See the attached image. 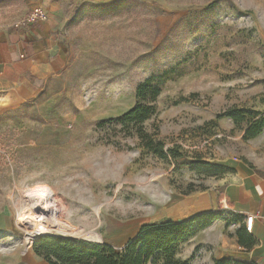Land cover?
<instances>
[{
	"label": "rangeland",
	"instance_id": "obj_1",
	"mask_svg": "<svg viewBox=\"0 0 264 264\" xmlns=\"http://www.w3.org/2000/svg\"><path fill=\"white\" fill-rule=\"evenodd\" d=\"M35 7L65 33L69 69L33 102L0 103V264H45L18 224L36 188L53 192L56 237L120 250L231 167L264 171V130L244 139L264 115V0H0V34ZM171 70L155 116L102 125Z\"/></svg>",
	"mask_w": 264,
	"mask_h": 264
},
{
	"label": "crops",
	"instance_id": "obj_2",
	"mask_svg": "<svg viewBox=\"0 0 264 264\" xmlns=\"http://www.w3.org/2000/svg\"><path fill=\"white\" fill-rule=\"evenodd\" d=\"M57 26L50 16L40 28L0 34L1 104L33 102L66 74L69 48L65 33ZM231 168L232 172L212 188L179 198L173 205L176 216L157 222L215 216L207 228L180 246L176 260L188 264L224 260L264 264V171L241 164ZM239 232L245 242L242 245Z\"/></svg>",
	"mask_w": 264,
	"mask_h": 264
},
{
	"label": "trees",
	"instance_id": "obj_3",
	"mask_svg": "<svg viewBox=\"0 0 264 264\" xmlns=\"http://www.w3.org/2000/svg\"><path fill=\"white\" fill-rule=\"evenodd\" d=\"M175 70L152 76L135 89V106L119 118L103 122L122 127L139 126L156 115V101L163 85L171 80ZM235 124L245 122L241 111L229 113ZM248 122L244 139H254L264 130V115ZM165 158L161 150L157 151ZM211 175L215 173L210 172ZM214 215H203L190 218L181 223L163 221L143 225L138 233L120 250L108 245L90 244L59 237H42L33 244V253L45 264H188L176 260L181 245L187 243L199 231L207 228ZM240 244L241 232L238 233ZM213 264H241L230 261H215ZM254 264V263H250Z\"/></svg>",
	"mask_w": 264,
	"mask_h": 264
},
{
	"label": "bare ground",
	"instance_id": "obj_4",
	"mask_svg": "<svg viewBox=\"0 0 264 264\" xmlns=\"http://www.w3.org/2000/svg\"><path fill=\"white\" fill-rule=\"evenodd\" d=\"M52 197L53 192L46 187L36 188L27 193L25 204L28 207V215L18 220L23 229L25 245L28 246L35 239L44 236H56L55 233L66 234L59 226L48 220L51 217L55 218L53 206L48 204Z\"/></svg>",
	"mask_w": 264,
	"mask_h": 264
},
{
	"label": "built area",
	"instance_id": "obj_5",
	"mask_svg": "<svg viewBox=\"0 0 264 264\" xmlns=\"http://www.w3.org/2000/svg\"><path fill=\"white\" fill-rule=\"evenodd\" d=\"M48 13L41 7L32 9L22 20L20 26L30 27L45 24L48 21ZM226 209V207H224Z\"/></svg>",
	"mask_w": 264,
	"mask_h": 264
},
{
	"label": "water",
	"instance_id": "obj_6",
	"mask_svg": "<svg viewBox=\"0 0 264 264\" xmlns=\"http://www.w3.org/2000/svg\"><path fill=\"white\" fill-rule=\"evenodd\" d=\"M183 221H180V222H176V223H181ZM44 237H56V236H44ZM59 238H62V237H59Z\"/></svg>",
	"mask_w": 264,
	"mask_h": 264
}]
</instances>
